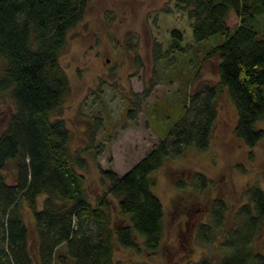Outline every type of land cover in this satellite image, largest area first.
Wrapping results in <instances>:
<instances>
[{
	"label": "trees",
	"instance_id": "1",
	"mask_svg": "<svg viewBox=\"0 0 264 264\" xmlns=\"http://www.w3.org/2000/svg\"><path fill=\"white\" fill-rule=\"evenodd\" d=\"M88 5L89 0H0V93L9 92L15 103L0 132V264H114L117 247L138 255L159 251L165 208L154 192L153 173L189 147H208L225 90L237 108L236 137L252 148L264 140L257 127L264 119V28L255 25L264 0H167L147 14L155 56L185 53L221 34L224 41L205 56L220 59L218 79L197 84L174 126L128 171L100 167L105 190L93 201L83 173L88 158L72 150L70 129L58 115L71 93L61 55ZM100 122L93 125V140ZM195 176L194 184L206 189L205 177ZM245 194L219 264H264V254L252 247L264 229V189L252 184ZM27 209L35 221L33 241ZM226 211L217 200L213 221L221 225ZM212 262L204 257L187 264Z\"/></svg>",
	"mask_w": 264,
	"mask_h": 264
},
{
	"label": "rangeland",
	"instance_id": "2",
	"mask_svg": "<svg viewBox=\"0 0 264 264\" xmlns=\"http://www.w3.org/2000/svg\"><path fill=\"white\" fill-rule=\"evenodd\" d=\"M166 1L89 0L84 19L69 33L61 64L70 78L71 93L58 115L70 129L72 150H81L88 158L83 173L93 201L105 190L100 167L119 174L128 171L174 126L197 84L218 79L220 59L205 56L224 41L221 34L196 43L185 53L155 56L147 14ZM255 18L257 28L263 29L264 13ZM218 107L208 147H189L182 156L167 158L153 173L154 192L165 208L161 249L138 255L117 247L114 264H187L204 257L219 264L227 254L223 244L235 225L237 209L247 201L245 189L252 184L264 189V140L252 148L236 137L238 113L227 90ZM14 109L11 94L0 93V132ZM257 127L264 130V119ZM195 174L205 177L206 189L194 184ZM217 200L227 206L221 225L213 221L211 212ZM25 217L33 241L32 212L27 209ZM138 241L143 246V238ZM252 247L264 254V229Z\"/></svg>",
	"mask_w": 264,
	"mask_h": 264
}]
</instances>
